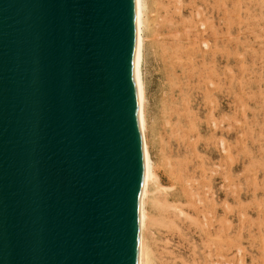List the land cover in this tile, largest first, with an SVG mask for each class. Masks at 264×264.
I'll return each mask as SVG.
<instances>
[{
	"label": "water",
	"instance_id": "obj_1",
	"mask_svg": "<svg viewBox=\"0 0 264 264\" xmlns=\"http://www.w3.org/2000/svg\"><path fill=\"white\" fill-rule=\"evenodd\" d=\"M136 0H0V264H138Z\"/></svg>",
	"mask_w": 264,
	"mask_h": 264
},
{
	"label": "bare ground",
	"instance_id": "obj_2",
	"mask_svg": "<svg viewBox=\"0 0 264 264\" xmlns=\"http://www.w3.org/2000/svg\"><path fill=\"white\" fill-rule=\"evenodd\" d=\"M227 1L136 0L137 42L134 75L145 166L139 200L138 264H232L231 260L236 259L235 253L242 256L239 264H246L248 252L241 245L244 225L242 228L240 224L235 227V232L231 230L233 225L228 218L230 205L227 200L221 199V196L227 195L229 191L223 183L216 187L213 176L216 169L211 167L213 161L211 157H202L199 152L202 148L200 142L204 139L201 137L200 123L198 124L197 120L200 118L192 111L193 102L190 96V91L194 88L191 82L196 80V88L205 86L202 103L208 108L207 105L214 97L211 95L212 90L208 88L209 85H213L215 81L218 85L224 82L225 76L222 78L221 71L218 72L220 68H217V56L219 62H222L223 53H226L223 52L226 46L222 45L221 32L224 20L226 22ZM215 18L218 19V24ZM221 21L223 25H220ZM199 27L204 29L205 36L202 35L203 31H199ZM201 44L206 47L205 51L201 49ZM151 56L158 61L164 80V94L157 109L159 114H155V108L151 106V67L148 66ZM218 107L217 105V109ZM210 110L212 115V108ZM211 123L218 126L214 119ZM214 138H205V144L210 145L216 139ZM217 139L225 151L226 140L218 137ZM216 168L218 174L224 177L222 163H218ZM262 190L264 191V188ZM242 207L244 204L241 209ZM242 212H237L239 223L246 220L245 213ZM258 231L264 242L263 226ZM259 246L257 251H260Z\"/></svg>",
	"mask_w": 264,
	"mask_h": 264
},
{
	"label": "rangeland",
	"instance_id": "obj_3",
	"mask_svg": "<svg viewBox=\"0 0 264 264\" xmlns=\"http://www.w3.org/2000/svg\"><path fill=\"white\" fill-rule=\"evenodd\" d=\"M226 3L227 10L225 12V19L227 23L224 20L221 39L222 45L224 47L226 46L225 48L228 49H223V52L226 51L227 54L225 52L223 53L224 57L222 62H219V56H217V68L221 69H218V72L221 71L220 76H222V78L225 76L226 78H223L224 82L220 84L221 86L218 85L216 81L213 85L217 87L209 85L208 88L212 90V93L214 92L213 94L211 93L214 97L211 96L212 100L209 105H207L209 106L208 108L202 103L204 100L202 97L205 92V86L203 85L202 88H196L198 82L196 83V80H193V84L191 82V85L194 88L192 87L193 90L191 89L190 91L191 102H193L192 111L197 115V118H200L197 120L198 124L200 123L201 137L204 139L200 142L202 148L199 152L202 157H211V161H213L211 167H213V169L215 168L217 171H215V174L213 172L216 187H219L223 183L224 185L226 184V189L229 191L227 195L221 196V199L227 200L226 202L230 205L228 218L232 222L231 225H233L231 230L235 232L239 224L240 228L244 225L242 228L243 236L241 245L245 248L246 252H248L246 253L245 262L246 264H264V256H262V254L264 255V242H262L261 233L258 231L260 227L263 226L264 228V205H262L264 204V191L262 190L264 188V0H228ZM217 20L218 19L215 18L216 22ZM223 23L221 21L220 25H223ZM203 30L202 27H199V31L202 32ZM202 35H206L204 31ZM222 36H224V38H222ZM223 46L222 48H224ZM200 47L203 51L206 50L203 44H201ZM148 66L149 68L151 67L150 69L148 68L150 71V80L152 81L150 83L151 106L153 109H156H154V113L159 114L157 109L161 102V97L164 94L162 69L158 61L152 56L148 61ZM222 70H224V74ZM156 71L158 72L156 73ZM200 90L201 92L203 90V92L201 93ZM158 97L159 99H157ZM212 102L213 105L211 104ZM217 105L219 106L218 109ZM210 108H212V115ZM195 110L196 112L198 111L197 114ZM212 119L216 121L218 126L211 123ZM219 121H221V123ZM211 136L216 139L214 138L215 140L210 144L211 146L206 145L205 138ZM217 137L226 140L225 151L222 149L221 144H218ZM212 145L216 146L217 148H215L217 150L212 147ZM212 148H214V151ZM218 163H222L225 171L224 177L218 174L216 168ZM221 169L222 168H220V170ZM243 204L244 207L241 209ZM237 212L245 213L246 220H244V222L247 221V223L238 222L239 214ZM254 220L257 221L254 222ZM261 223L262 225L260 226ZM248 226H251L250 229H248ZM247 232L249 235H247ZM254 236L256 237L255 239L253 238ZM249 237L253 239L250 240ZM255 241H258L259 244L261 242L260 246ZM257 246H259L261 252L257 251ZM249 253H251V255H249ZM235 255L236 259L231 258V263L239 264L241 255L238 253H235ZM252 259H254L253 262Z\"/></svg>",
	"mask_w": 264,
	"mask_h": 264
}]
</instances>
